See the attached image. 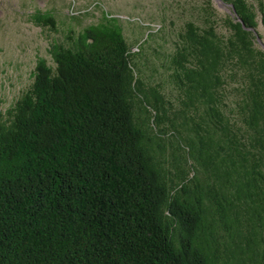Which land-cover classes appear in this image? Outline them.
I'll return each mask as SVG.
<instances>
[{
  "label": "trees",
  "instance_id": "trees-1",
  "mask_svg": "<svg viewBox=\"0 0 264 264\" xmlns=\"http://www.w3.org/2000/svg\"><path fill=\"white\" fill-rule=\"evenodd\" d=\"M221 1L224 33L145 67L109 16L36 60L0 114V264H264V5Z\"/></svg>",
  "mask_w": 264,
  "mask_h": 264
},
{
  "label": "rangeland",
  "instance_id": "rangeland-1",
  "mask_svg": "<svg viewBox=\"0 0 264 264\" xmlns=\"http://www.w3.org/2000/svg\"><path fill=\"white\" fill-rule=\"evenodd\" d=\"M36 13H49L57 27L42 26ZM104 16L118 19L128 44L142 51L144 67L147 59L153 62L154 50L170 49L185 23L204 26L213 21L222 34L223 20L234 18L231 6L221 0H0V114L29 86L38 58L51 65L52 45L65 44L69 32H80ZM258 17L254 34L264 50V28Z\"/></svg>",
  "mask_w": 264,
  "mask_h": 264
}]
</instances>
